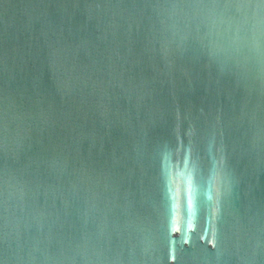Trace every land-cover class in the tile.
I'll use <instances>...</instances> for the list:
<instances>
[{
	"label": "water",
	"instance_id": "water-1",
	"mask_svg": "<svg viewBox=\"0 0 264 264\" xmlns=\"http://www.w3.org/2000/svg\"><path fill=\"white\" fill-rule=\"evenodd\" d=\"M0 264H264V0H0Z\"/></svg>",
	"mask_w": 264,
	"mask_h": 264
}]
</instances>
